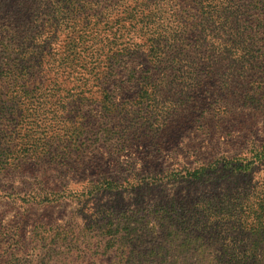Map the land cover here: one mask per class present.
I'll return each mask as SVG.
<instances>
[{
    "label": "rangeland",
    "instance_id": "374dc122",
    "mask_svg": "<svg viewBox=\"0 0 264 264\" xmlns=\"http://www.w3.org/2000/svg\"><path fill=\"white\" fill-rule=\"evenodd\" d=\"M258 6L244 19L260 40L215 39L205 59L188 47L174 75L98 37L99 65L59 67L54 88L1 90L0 264H222L244 203L264 190ZM84 18L72 28L86 40L105 28ZM47 42L57 67L53 49L70 47Z\"/></svg>",
    "mask_w": 264,
    "mask_h": 264
},
{
    "label": "trees",
    "instance_id": "16d2710c",
    "mask_svg": "<svg viewBox=\"0 0 264 264\" xmlns=\"http://www.w3.org/2000/svg\"><path fill=\"white\" fill-rule=\"evenodd\" d=\"M179 1L185 5L180 6L178 0H0V91L30 94L36 89L57 87L56 77L49 76L57 75L59 67L85 65L90 60L97 66L101 57H106L102 46L112 50L105 43L117 47L122 39L126 41L121 50L131 60L143 50L152 65L145 72L154 70L163 75L178 72L179 55L185 56L189 50L194 49L195 54L205 59L215 39L224 38V46L229 43L234 48L261 39L258 24L244 16L255 17L252 3L264 12V0ZM82 15L85 18L90 15L93 22L105 27L98 28L109 33L110 42L101 39L98 28L92 31L91 40H86L85 31L76 33L73 19ZM61 27L66 33L59 40L56 31ZM98 37L102 46L93 42ZM45 41H56L58 45L62 41L70 47L62 53L59 49L51 52L57 58L54 61L57 67L50 62V55L43 52L41 42ZM44 64H48L45 73ZM251 196L244 206L252 210L242 212L243 231L237 243L235 239L227 242L221 254L222 264H264V190Z\"/></svg>",
    "mask_w": 264,
    "mask_h": 264
}]
</instances>
